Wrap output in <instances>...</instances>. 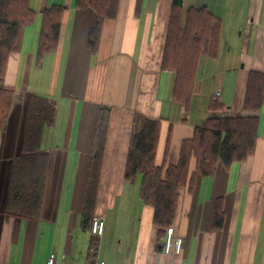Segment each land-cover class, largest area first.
<instances>
[{
  "label": "crops",
  "instance_id": "1",
  "mask_svg": "<svg viewBox=\"0 0 264 264\" xmlns=\"http://www.w3.org/2000/svg\"><path fill=\"white\" fill-rule=\"evenodd\" d=\"M75 2L30 0L36 18L25 26L1 81L14 97L0 129V264H46L51 252L55 264H87L96 238L94 264H264V98L260 108L245 107L249 73L264 72V0L183 1L184 8L206 7L222 21L218 55H201L188 110L173 99L175 72L161 65L173 0H119L116 16L103 20L96 51L88 37L97 12ZM53 5L66 7L58 44L38 60L41 13ZM33 93L55 98L56 116L41 140L50 159L40 215L23 219L15 233V218L6 211L9 179ZM215 99L220 115L258 116L255 148L230 165L219 161L212 175L197 176L193 190H181L173 225L184 246L165 253L154 207L139 195L141 177H124L132 130L136 118L160 119L155 161L166 168L177 163L182 142L209 117ZM104 105L112 112L94 214L105 226L97 236L81 216ZM218 201L224 220L214 228Z\"/></svg>",
  "mask_w": 264,
  "mask_h": 264
},
{
  "label": "trees",
  "instance_id": "2",
  "mask_svg": "<svg viewBox=\"0 0 264 264\" xmlns=\"http://www.w3.org/2000/svg\"><path fill=\"white\" fill-rule=\"evenodd\" d=\"M183 1L173 0L161 65L163 69L175 72L173 99L188 110L201 55H218L222 21L206 7L184 8ZM75 4L78 8L91 7L97 12V23L88 37V46L96 51L103 20L116 16L119 0H76ZM65 10L64 5H53L42 11L38 60L56 48ZM35 18L36 11L31 8L30 0H0V129L6 123L14 97V89L3 85L1 81L7 71L9 56L20 49L25 26ZM263 98L264 72L252 71L248 75L245 107L260 108ZM56 107L57 101L53 97L38 93L29 96L22 152L13 157L6 203L7 213L15 218V233L23 219H37L40 215L50 159L49 153L41 148V140L44 127L52 125L55 120ZM221 109L222 105L215 99L210 105L212 113L209 117L195 126L191 138L182 142L177 163L169 164L166 168L155 161L160 119L136 118L124 177L130 182L141 177L139 195L143 202L154 207L153 221L159 226L160 237H165L167 227L173 225L183 188L193 190L197 176L212 175L219 161L230 165L246 158L255 148L258 116L220 115L217 112ZM111 112L110 106H101L97 117L81 216L83 227L90 230ZM193 160L195 167L191 170ZM223 220L222 207L218 201L214 210V228H221ZM160 240L158 249H161ZM98 244V238L92 241L87 264H94Z\"/></svg>",
  "mask_w": 264,
  "mask_h": 264
},
{
  "label": "built area",
  "instance_id": "3",
  "mask_svg": "<svg viewBox=\"0 0 264 264\" xmlns=\"http://www.w3.org/2000/svg\"><path fill=\"white\" fill-rule=\"evenodd\" d=\"M220 90L216 91V95H220ZM104 219L100 217H95L92 222L91 231L97 236H101L104 232ZM184 246V239L181 235L176 234L174 225L168 226L166 235L163 239V251L165 253L175 252L180 253ZM56 254L51 252L48 256L46 264H55ZM62 264H72L70 260L65 259ZM99 264H105L104 260H100Z\"/></svg>",
  "mask_w": 264,
  "mask_h": 264
}]
</instances>
